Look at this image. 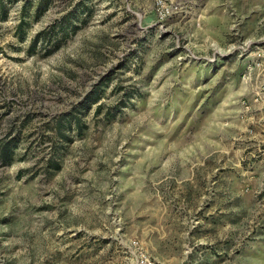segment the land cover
Segmentation results:
<instances>
[{
    "label": "rangeland",
    "instance_id": "374dc122",
    "mask_svg": "<svg viewBox=\"0 0 264 264\" xmlns=\"http://www.w3.org/2000/svg\"><path fill=\"white\" fill-rule=\"evenodd\" d=\"M43 2L0 0V264H264V0Z\"/></svg>",
    "mask_w": 264,
    "mask_h": 264
},
{
    "label": "trees",
    "instance_id": "16d2710c",
    "mask_svg": "<svg viewBox=\"0 0 264 264\" xmlns=\"http://www.w3.org/2000/svg\"><path fill=\"white\" fill-rule=\"evenodd\" d=\"M42 1H44L43 2V4L45 3V2H47V0L45 1V0H41V4H42ZM41 4H40V7H43V10H44V6H41ZM46 4V3H45ZM42 9V8H41ZM57 47V46H56ZM4 148L6 149V148H8V145L6 144L5 146H4ZM8 155H10V149H9V154ZM3 160H4V162H6V163H10V161H11V158H10V156L8 157V156H6L5 154H3V158H2Z\"/></svg>",
    "mask_w": 264,
    "mask_h": 264
},
{
    "label": "built area",
    "instance_id": "2783aa9c",
    "mask_svg": "<svg viewBox=\"0 0 264 264\" xmlns=\"http://www.w3.org/2000/svg\"><path fill=\"white\" fill-rule=\"evenodd\" d=\"M160 3L162 2V1H164V0H158Z\"/></svg>",
    "mask_w": 264,
    "mask_h": 264
}]
</instances>
